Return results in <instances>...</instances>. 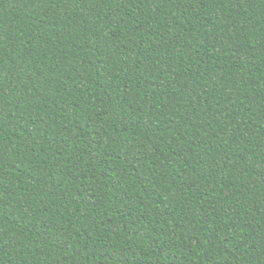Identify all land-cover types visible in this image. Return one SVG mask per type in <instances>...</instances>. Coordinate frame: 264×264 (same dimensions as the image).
Here are the masks:
<instances>
[{
  "label": "trees",
  "instance_id": "trees-1",
  "mask_svg": "<svg viewBox=\"0 0 264 264\" xmlns=\"http://www.w3.org/2000/svg\"><path fill=\"white\" fill-rule=\"evenodd\" d=\"M0 264H264V0H0Z\"/></svg>",
  "mask_w": 264,
  "mask_h": 264
}]
</instances>
